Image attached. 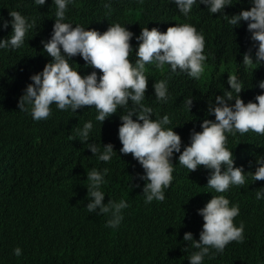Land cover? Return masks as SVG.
I'll list each match as a JSON object with an SVG mask.
<instances>
[{
    "label": "trees",
    "instance_id": "trees-1",
    "mask_svg": "<svg viewBox=\"0 0 264 264\" xmlns=\"http://www.w3.org/2000/svg\"><path fill=\"white\" fill-rule=\"evenodd\" d=\"M156 1L73 0L64 22L100 33L109 25L120 23L134 34L130 41L134 50L138 47L135 36L143 27L157 28L163 33L175 24L189 23L203 34L208 72L204 78L192 79L179 70L176 73L157 70L154 65L145 69L148 84L142 103L153 108L152 119L169 116L171 123L166 127L173 128L181 137L183 151L190 132L201 131L199 125L203 120L215 119L208 115V104L216 95L231 90L228 76L236 75L242 83L239 95L245 104L255 102V97L262 94L256 85L264 80V63L260 66L242 63L243 55L250 49L253 59L255 54L247 22L233 26L225 17L251 8L248 0H236V11L231 12L227 6L223 13L217 14H211L197 2L188 17L170 0ZM107 2L111 3L110 9L104 7ZM11 11L20 12L34 25L23 46L0 49V264H188L191 252L198 250L183 240L184 233L191 232L193 239L199 241L203 219L197 210L215 195H224L230 206H239V215L233 223L237 227L241 222L244 224L243 240L229 242L222 253L211 259L206 256L203 264H264V199L255 198L256 191L264 187V180L253 181L246 176L244 185L216 193L206 187L209 170L201 166L189 172L178 164L179 154H174L173 180L164 190L165 200L145 204L142 195L145 182L139 179L143 169L131 154L119 152L122 147L118 139L119 117L126 114L125 109L118 108L102 124L95 120V108L89 106L73 113L70 109L59 110L53 104L50 116L40 121L21 112L17 104L31 83L29 77L51 61L43 52L41 41L50 38L56 6L52 0H46L43 6L36 5L34 0H0V21L10 20ZM11 32V26L0 30V39L9 37ZM129 60L134 62L135 51ZM69 63L82 76L93 71L85 67L79 56ZM208 65L214 67V72ZM161 79L168 81L167 103L157 102L153 95L152 85ZM189 96L194 99L190 113L182 103ZM89 120L93 129L87 143H96L101 150L111 143L117 153L107 163L92 156L76 136V129ZM225 135V147L232 151L234 166L254 172L257 156L264 155V135L251 131ZM92 168L109 170L101 188L104 203L124 199L128 204L117 228L105 227L110 216L89 213L85 208L89 199L86 172ZM137 184L139 187H133ZM16 247L22 250L19 257L13 254ZM214 252L210 250V255Z\"/></svg>",
    "mask_w": 264,
    "mask_h": 264
},
{
    "label": "clouds",
    "instance_id": "clouds-1",
    "mask_svg": "<svg viewBox=\"0 0 264 264\" xmlns=\"http://www.w3.org/2000/svg\"><path fill=\"white\" fill-rule=\"evenodd\" d=\"M235 1L170 0L184 17H188L197 2L205 5L211 14H217L223 13L227 6L231 12L233 9L236 11ZM72 2L52 0L56 6L52 32L48 40L41 41L43 52L51 57V61L45 64L42 71L29 77L31 83L27 84L17 104L21 112H27L33 120L40 121L50 116V106L53 104L59 110L70 109L73 113L89 106L95 108V120L102 124L116 114L118 108L125 109L126 114L119 117L118 139L122 144L119 152L122 155L131 154L142 167L143 175L139 179L145 182L142 188L145 204L165 200L164 190L170 187L173 180L174 154H179L178 164L189 172L201 166L209 170L206 187L216 193H224L230 186L244 185L246 176L253 181L264 180V155L257 156L254 172H245L243 166H234L232 151L225 147V133L235 136L251 131L264 135V80L256 85L262 94L255 97V102L245 104L239 95L243 90L242 83L236 75L228 76L227 84L231 90L216 95L214 101L208 104V115L215 119L203 120L199 132L192 130L189 143L183 145L181 151V137L173 128L166 127L171 123L169 116L165 114L162 118L152 119L153 108L142 103L148 84L145 69L148 65H154L157 70H163L167 65L169 68L164 71L176 73L179 70L199 80L207 66L203 34L189 23L175 24L163 33L157 28L149 30L143 27L140 34L135 36L138 47L134 50L130 43L134 34L120 23H113L100 33L86 30L80 24L64 22L65 12ZM34 3L43 6L46 0H34ZM251 5V8L241 10L237 15L224 16L233 26H239L241 21L247 22L255 54L253 59L250 49L243 55L242 63L245 66H260L264 63V0H251ZM104 7L110 9L111 3H105ZM9 16L10 20L0 21V30H6L9 26L12 29L9 37L0 39V49L15 50L23 46L24 38L34 22H29L18 11L9 12ZM133 51L135 60L130 62L129 56ZM76 56L81 57L85 67L93 71L83 76L79 74L69 63ZM95 70L102 75L98 76ZM152 88L156 101L167 103L168 81L161 79L154 82ZM193 100L189 96L182 102L189 113ZM233 100L235 102L231 103ZM92 129L93 122L89 120L82 128L76 129V136L92 156L107 163L117 154L114 146L108 143L101 150L96 143H87ZM76 136H69V139L75 140ZM108 171L107 168H92L86 172L89 199L85 208L89 213L110 216L105 227L114 229L123 220L122 210L128 204L124 199L118 202L109 199L104 203L105 193L101 188L106 183ZM255 198L264 199V187L256 191ZM197 215L203 219L199 241L193 239L191 232H185L183 236L189 246L198 250L191 252L188 264H203L206 256L211 259L216 253H222L229 242L243 240L244 224L241 222L237 227L233 223L239 215V206H230V201L224 195L212 196L204 207L197 210ZM188 247L183 251H187ZM212 249L215 252L210 255ZM13 254L21 256V248H14Z\"/></svg>",
    "mask_w": 264,
    "mask_h": 264
},
{
    "label": "bare ground",
    "instance_id": "bare-ground-1",
    "mask_svg": "<svg viewBox=\"0 0 264 264\" xmlns=\"http://www.w3.org/2000/svg\"><path fill=\"white\" fill-rule=\"evenodd\" d=\"M156 2H161V0H157ZM152 3H155L154 1ZM248 3L251 4V0H248ZM207 57V56H206ZM208 69L212 72H214V67H212L211 65H208Z\"/></svg>",
    "mask_w": 264,
    "mask_h": 264
},
{
    "label": "rangeland",
    "instance_id": "rangeland-1",
    "mask_svg": "<svg viewBox=\"0 0 264 264\" xmlns=\"http://www.w3.org/2000/svg\"><path fill=\"white\" fill-rule=\"evenodd\" d=\"M206 67H207V66H205V68H204V73L202 74L201 78H204V77L206 76V73H208L207 70H206ZM168 68H169V67L166 65L165 68H164L162 71H164V70H166V69H168Z\"/></svg>",
    "mask_w": 264,
    "mask_h": 264
}]
</instances>
